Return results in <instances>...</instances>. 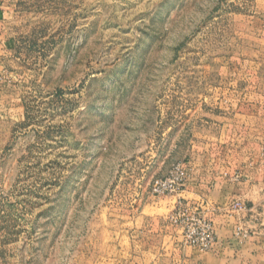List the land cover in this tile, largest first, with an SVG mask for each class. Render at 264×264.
Segmentation results:
<instances>
[{
    "label": "rangeland",
    "instance_id": "374dc122",
    "mask_svg": "<svg viewBox=\"0 0 264 264\" xmlns=\"http://www.w3.org/2000/svg\"><path fill=\"white\" fill-rule=\"evenodd\" d=\"M12 16L2 264H123L140 226L182 236L185 213L213 222L214 251L218 208L241 213L239 243L264 226V0H16ZM176 162L187 183L195 163L236 185L215 209L155 197Z\"/></svg>",
    "mask_w": 264,
    "mask_h": 264
},
{
    "label": "crops",
    "instance_id": "0c3cea01",
    "mask_svg": "<svg viewBox=\"0 0 264 264\" xmlns=\"http://www.w3.org/2000/svg\"><path fill=\"white\" fill-rule=\"evenodd\" d=\"M15 7L16 0H0V119L5 109L9 113L20 111L18 101L5 95L11 88L8 74H12L10 68L15 65L16 41L8 32ZM209 171L211 169L207 170L202 165L193 163L191 178L181 195L192 202H198L202 197L208 198L209 208L215 209L218 202L213 200V195L217 196L218 192L224 189V182L236 184L233 179L222 182L219 177L205 179L199 176ZM223 207H226V204ZM226 210L228 209L218 208L220 215L216 216L215 222L219 238L214 251L201 252L188 246L179 230L173 226L157 225L148 229L143 225L138 228L139 236L143 235V238L129 242L128 256L125 257L128 260H123V264H129L131 259L134 260L133 264H261L264 260V226L250 222L251 227L255 229L254 234L248 242L239 243L234 238L232 227L241 222L238 217L241 213L233 212L231 216Z\"/></svg>",
    "mask_w": 264,
    "mask_h": 264
},
{
    "label": "built area",
    "instance_id": "2783aa9c",
    "mask_svg": "<svg viewBox=\"0 0 264 264\" xmlns=\"http://www.w3.org/2000/svg\"><path fill=\"white\" fill-rule=\"evenodd\" d=\"M189 171L185 163L176 162L169 174L156 179L152 184V194L158 198L178 197L186 187ZM238 206H235L237 209ZM171 219L182 230L183 241L200 251H209L215 244V228L211 220L196 213L172 215Z\"/></svg>",
    "mask_w": 264,
    "mask_h": 264
},
{
    "label": "trees",
    "instance_id": "16d2710c",
    "mask_svg": "<svg viewBox=\"0 0 264 264\" xmlns=\"http://www.w3.org/2000/svg\"><path fill=\"white\" fill-rule=\"evenodd\" d=\"M1 256H2V253H1Z\"/></svg>",
    "mask_w": 264,
    "mask_h": 264
}]
</instances>
